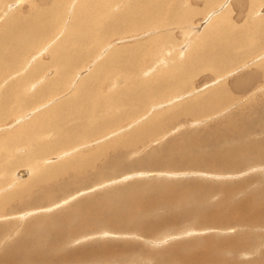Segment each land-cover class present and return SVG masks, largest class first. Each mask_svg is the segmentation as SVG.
Wrapping results in <instances>:
<instances>
[{
    "label": "rangeland",
    "instance_id": "1",
    "mask_svg": "<svg viewBox=\"0 0 264 264\" xmlns=\"http://www.w3.org/2000/svg\"><path fill=\"white\" fill-rule=\"evenodd\" d=\"M60 1L62 2L58 1V3L57 0H53L55 3L52 0H0V48L4 52H2L4 55L0 53V148H5L7 145V149H1L2 154L0 152V167L5 168L7 172L6 176H3V170L0 168V182L7 183L6 185L0 183V230H2L0 231V257L5 256L3 252L18 254L17 263L20 261L18 264L22 262L27 264L30 256L25 252L38 245L39 247L33 248H40L41 264H48L46 258L51 253V256H54L57 250L60 251V254L74 252L76 259H74V263L69 262L68 264H135L132 260L138 263V258L146 264H188V262L184 263V258L190 255L188 260H204L205 257L199 254L200 250L210 248V246L198 247L200 242L193 244V241L210 236L213 243L217 245H233L234 239L239 237V234H236L238 228H231L224 221L222 225L211 223L203 226L205 220L201 215L195 213L184 215L183 210H191L193 206L197 209L199 207L205 210L211 209L208 214L214 213L213 216L218 219L217 215L225 214L229 209L247 203L249 207H253L252 212L256 217H258L256 214L259 213L260 220L251 224L250 220L254 216L251 219L248 218L246 206H242L240 214L242 218H247L245 221L249 223L248 229H253L255 234H261L262 232L258 229L264 230V210H262L264 209V197H262L264 192V145L262 144L264 129L249 126L244 135H242L243 133L238 134L245 136L247 143L256 145L258 151L260 150L257 155L256 152L253 154L251 150L248 151L244 147L243 149L237 143V136L229 135L230 131L226 125L231 123V127L239 126L241 128L242 121L251 116L255 125H260L259 123L262 122L254 117L258 115L262 117L261 112L264 105V48L260 49L262 45L264 46V27H262L264 26V0H256L254 4L252 0H172L169 3L168 0H161L163 7L160 10H157L155 4L151 6L148 3L150 0H144L145 4H149L147 6L148 13L151 12L150 15L147 14L146 18L143 17L141 7L138 8L143 5L142 0ZM135 2H139L141 5L135 6ZM167 4V9L163 10ZM81 9L86 14L90 12L88 19L84 12L80 11ZM135 9L139 10L137 14L133 13ZM107 13L108 16L105 18ZM219 15L226 16L224 18L226 21L230 16L233 28L238 25L241 30L237 40L231 39L230 44L222 46L224 50L229 51V55L239 56L234 59L239 63L231 68L226 67L221 75L214 76L208 71L209 68H203L200 65L207 59L208 54L205 56L203 52L197 54L196 42L204 37L212 21L220 18ZM83 16L84 18H82ZM261 16L262 19H260ZM118 17L125 31L121 26H117L116 29L111 26L112 23L118 24L115 22ZM257 19H260V29L251 34L253 41L250 44L246 43V39L250 40L247 29H250ZM23 21L25 22L23 23ZM128 24H131V30L126 32ZM134 25H139V27H134ZM113 30L119 31L110 32ZM74 31L75 34H73ZM1 32L6 33L2 34ZM121 32L124 33L120 35ZM110 36L111 38H109ZM141 46L145 48L141 49ZM247 47L248 49H246ZM7 55L9 56L7 57ZM115 55L116 57H114ZM51 57H54L56 62L51 61ZM61 58L62 60H60ZM173 59L175 60L173 61ZM188 61H193L196 64L192 65L193 72L190 74L191 77H189L186 86L177 85L183 90L187 88L184 92H169L171 95L166 94L169 97L160 99L164 93L172 90H167L169 85L165 84L164 93L161 96H155L159 100L145 102L147 104L141 103L143 108L136 105L141 100H133L136 102L135 104L132 99L129 102L125 101L127 93L124 92V89H135L143 93L141 88L139 90V87L131 86V81L134 79L135 85L137 83L148 85L147 89L149 90L146 92L154 93L155 86L159 85V79L179 78L181 80L182 76L174 77V74L182 72ZM35 62L37 67L34 66ZM102 62H105L104 65ZM60 63L69 64L70 66L66 67L68 70L60 69L57 66ZM123 63L124 65H118ZM184 63L185 65L182 66ZM156 64L159 66L157 67ZM179 66L181 68L175 69ZM197 68L200 69V72L194 74ZM70 69H74V74L69 80L62 77L61 72ZM247 76H249L248 81ZM251 77L253 81L250 82ZM83 81L85 82L83 83ZM223 88L230 89L232 98L229 103L221 105L222 110L202 118L193 119L186 116L175 121L171 120L170 114H173L177 108L181 107L182 109L195 102L210 100L208 95L210 96ZM160 89L156 92H160ZM173 94L177 95L172 96ZM16 97L26 100L29 108L19 104L13 108L12 112V104ZM126 113L131 115V120L128 119V114L125 115ZM246 113L252 115L238 117L243 114L245 116ZM40 115L41 119L38 118ZM162 120H165L166 123ZM117 124L119 125L114 126ZM146 129L151 130L147 131ZM253 129L256 131L254 132ZM155 130H158L159 134ZM262 130L263 132L260 134ZM152 134L155 135L152 136ZM209 134L214 136L210 137ZM249 134L250 136H248ZM76 135L78 136L76 137ZM260 135L263 137L261 138ZM134 137L139 144L137 146L135 143L130 144L132 152V149L125 146ZM215 137L224 138V142L213 143L212 138ZM59 139L60 141L64 140V143L57 144ZM235 139L236 141L233 142ZM26 140L27 142H25ZM201 141L204 144L199 145L197 149L198 151L202 149L200 151L202 155L196 151V153H189L188 157L187 154L180 157L178 154L169 152L174 146L188 142L197 144ZM253 142L259 145L257 146ZM259 142L263 148L259 147ZM106 147H108V152H106ZM236 147L241 152L238 153L239 150ZM226 148L231 152L233 164L230 163V167L220 168V163L215 160L208 163L203 162L209 161L205 157L212 156L216 150L221 152ZM74 149L79 151L74 152ZM207 149L208 151H206ZM214 149L215 151H213ZM77 155L84 156L75 159L74 157ZM177 156L183 158V161L177 162L176 160L179 159ZM224 156L230 155L225 154ZM69 161L74 162L75 165L73 166ZM77 161L80 162L77 163ZM162 162L170 168H164ZM69 163L72 166L68 165ZM76 167L82 169L77 170ZM45 174L47 175L45 176ZM45 180H50L52 183L41 184L37 186L38 188L34 187L35 184ZM194 183L198 186L200 196L193 195L186 189L187 185ZM212 186L216 188H212ZM235 186L239 188L235 189ZM230 189L234 190L232 194L227 195ZM122 191L124 192L122 193ZM182 193H185L184 197H180ZM9 194L11 195L9 196ZM121 199L124 202V208L123 202L120 203ZM137 199L142 201L138 202ZM90 202L94 204L88 205ZM89 208H99L98 210H104V212L96 215ZM122 208L125 210L127 208L128 211L126 210V212ZM108 211L110 214L106 213ZM131 212L136 213L132 216ZM105 215L109 217L112 215L110 217L112 219ZM129 216L131 217L129 218ZM167 217H169L167 222H161ZM151 224L153 227L147 229ZM76 225L81 231L77 229ZM156 225L163 229L155 232ZM202 227L206 229H202ZM70 230L73 232L71 233ZM82 231L83 233H80ZM42 238L46 239V246L42 244ZM242 242L244 247L249 248H241L236 252L235 257L227 254L224 250L222 258L218 259L217 249L211 247L206 251L214 253V256L203 264H256L255 261L259 264L264 263L262 241L257 245L261 247L257 254L254 253L255 248L249 234H244ZM50 244L51 247L54 246L53 249L48 246ZM8 247H10L9 250H7ZM221 247L225 248L223 245ZM90 250H95V254L92 255ZM104 251H110V254L105 255ZM82 252L83 256L81 257L79 255ZM195 252L198 254L196 255ZM131 257H133L132 260H130ZM0 263L7 264L3 262L2 258H0Z\"/></svg>",
    "mask_w": 264,
    "mask_h": 264
},
{
    "label": "bare ground",
    "instance_id": "2",
    "mask_svg": "<svg viewBox=\"0 0 264 264\" xmlns=\"http://www.w3.org/2000/svg\"><path fill=\"white\" fill-rule=\"evenodd\" d=\"M50 1V0H49ZM56 1V0H55ZM62 2V1H60V0H57V2ZM143 2V5H141V3H139V2H135V6H137V5H141V6H138V8H140L141 7V11H142V13H143V17L144 18H146L147 17V14L148 15H150L149 13H151V12H149L148 13V9H147V6L150 4L151 6H153L154 4H155V7L157 8V10H160V9H162V7H163V5H162V3H161V0H150L148 3L149 4H145V2H144V0H142ZM172 0H168L167 2L169 3V2H171ZM255 1L256 0H252V3L254 4L255 3ZM262 1V0H261ZM2 2V1H1ZM52 2H53V0H52ZM58 2V3H59ZM88 2V1H87ZM86 2V3H87ZM104 2V1H103ZM166 2V3H167ZM218 2V1H217ZM226 2V1H225ZM224 2V3H225ZM49 4L51 3V2H48ZM53 3H55V2H53ZM52 3V4H53ZM93 3H94V1H93ZM221 3V2H220ZM17 4H18V1H17ZM57 4V3H56ZM88 4H90L89 2H88ZM102 4V3H101ZM212 4V3H211ZM230 4V3H229ZM251 4V3H250ZM8 5H10V4H8ZM131 5V4H130ZM226 5H228V4H226ZM2 6H4L3 4H2ZM6 6V5H5ZM49 6V5H48ZM86 6H87V4H86ZM222 6V5H221ZM251 6H253V5H251ZM250 6V7H251ZM9 7V6H8ZM44 8H45V6H43ZM88 7V6H87ZM124 7V6H123ZM167 7H168V4H167V6H165L164 7V9L163 10H165V9H167ZM217 7V6H216ZM90 8H91V6H90ZM132 8V7H131ZM130 8V10H132ZM215 8V7H214ZM213 8V9H214ZM228 8V7H227ZM251 8H253V7H251ZM6 9H8V8H6ZM39 9V8H38ZM37 9V10H38ZM41 9H42V7H41ZM48 9H49V7H48ZM52 9V8H51ZM54 9V8H53ZM93 9V8H92ZM134 9V8H133ZM188 9V8H187ZM229 9H231V8H229ZM233 9V8H232ZM54 10H56V9H54ZM104 10V9H103ZM118 10V9H117ZM243 10V9H242ZM253 10V9H252ZM78 11V10H77ZM81 12L83 11L82 9L80 10ZM79 11V12H80ZM168 11H170V10H168ZM229 11V10H228ZM6 12V11H5ZM10 12V11H9ZM35 12V11H34ZM84 12V11H83ZM103 12V11H102ZM139 12V10H133V13H135V14H137ZM190 12V11H189ZM188 12V13H189ZM76 13H78V12H76ZM90 13V12H89ZM88 13V14H89ZM92 13V12H91ZM97 13H99L98 11H97ZM232 13V12H231ZM230 13V14H231ZM8 14V13H7ZM84 14L86 15V19H88V14H86L85 12H84ZM93 14V13H92ZM96 14V13H95ZM100 14V13H99ZM121 14V13H120ZM152 14H153V11H152ZM165 14V13H164ZM229 14V15H230ZM245 14V13H244ZM45 15V14H44ZM232 15V14H231ZM242 15V14H241ZM89 16H90V14H89ZM93 16V15H92ZM91 16V17H92ZM108 16V13L106 14V16H105V18ZM122 16V15H121ZM136 16V15H135ZM134 16V17H135ZM193 16V15H192ZM220 16V15H219ZM34 17V16H33ZM116 17V16H115ZM123 17V16H122ZM226 16H220V18H217L216 20H214V21H212V23L210 24V27L207 29V32H206V34L204 35V37H202V38H200L199 39V41H197L196 42V51H197V54L198 53H202L203 52V54H204V56L205 55H207V59L206 60H204L203 61V63L201 64L200 63V65H202L203 66V68H209L208 69V71H210V73L212 74V75H214V76H218V75H221V73L222 72H224V70H225V68L226 67H233V66H235V65H237L239 62L237 61V60H234V59H236V58H239V56H236V55H229V51L228 50H224L223 48H222V46H226V45H228V44H230V42L232 41L231 39H233V40H235L237 37H238V35L241 33V30H240V28L238 27V25H237V27H235V28H233V25H232V22H231V18H230V16L228 17V20L226 21V19H224ZM238 17V16H237ZM243 17V16H242ZM82 18H84V16L82 17ZM100 18V17H99ZM182 18H183V16H182ZM22 19V18H21ZM96 19V18H95ZM112 19V18H111ZM185 19V18H184ZM183 19V20H184ZM239 19V18H238ZM243 19H245L244 17H243ZM260 19H262V16L260 17ZM260 19H257V22H253V24L250 26V29H247V32H248V35H249V39L250 40H245L246 41V43H251V41H253V37L251 36V34L253 33V32H255V31H257L258 29H260L259 28V20ZM17 20V19H16ZM16 20H15V22H16ZM37 20V19H36ZM80 20V19H79ZM101 20V19H100ZM190 20V19H189ZM240 20V19H239ZM14 21V20H13ZM31 21H33V20H31ZM81 21V20H80ZM84 21V20H83ZM114 21V20H113ZM11 22V21H10ZM25 21H23V23H24ZM34 22V21H33ZM32 22V23H33ZM44 22H45V20H44ZM95 22H96V20H95ZM115 22H118V24H116V25H114L112 22H109L110 24H111V26H114L115 27V29H116V27L117 26H121V25H123L122 23H120L119 22V17H118V20L116 19L115 20ZM134 22H135V20H134ZM40 23V22H39ZM42 23V22H41ZM83 23V22H82ZM31 24V23H30ZM80 24V23H79ZM95 24V23H94ZM107 24V23H106ZM140 24V23H139ZM152 24V23H151ZM250 24V23H249ZM10 25V24H9ZM33 25H35V24H33ZM38 25H40V24H38ZM98 25V24H97ZM100 25V24H99ZM23 26V25H22ZM29 26V25H28ZM36 27H37V25H35ZM73 26V25H72ZM94 26V25H93ZM130 26H131V24H128V28H126V32L128 31H130L131 29H130ZM177 26V25H176ZM9 27V26H8ZM11 27V26H10ZM27 27V26H26ZM39 27V26H38ZM81 27H84V26H81ZM80 27V28H81ZM86 27V26H85ZM98 27V26H97ZM122 27V26H121ZM134 27H139V25H134ZM185 27V26H184ZM262 27H264V26H262ZM12 28V27H11ZM31 28V27H30ZM33 28H34V26H33ZM40 28V27H39ZM74 28V27H73ZM111 28V27H110ZM123 28V27H122ZM26 29H28V27L26 28ZM32 29V28H31ZM118 29V28H117ZM124 29V28H123ZM122 29V30H123ZM135 29V28H134ZM134 29H132V30H134ZM34 30V29H33ZM37 30H38V28H37ZM66 30V29H65ZM68 30V29H67ZM76 30V29H75ZM92 30V29H91ZM91 30H89V31H91ZM111 30H112V28H111ZM149 30V29H148ZM182 30H183V28H182ZM39 31V30H38ZM63 31V30H62ZM117 31H119V30H113V31H110V32H117ZM124 31H125V29H124ZM136 31V30H135ZM31 32V31H30ZM44 32V31H43ZM64 32V31H63ZM185 32V31H184ZM2 34H5L6 32H1ZM51 33V32H50ZM76 32L74 31V33L73 34H75ZM80 33H82V32H80ZM79 33V34H80ZM84 33V32H83ZM90 33V35H91V32H89ZM93 33V32H92ZM122 33H124V32H121V34L120 35H122ZM228 33H233V34H228ZM48 34V33H47ZM68 34V33H67ZM71 34V33H70ZM69 34V35H70ZM106 34V33H105ZM31 35V34H30ZM61 35V34H60ZM113 35V34H112ZM234 35V36H233ZM47 36V35H46ZM106 36V35H105ZM117 36H119V35H117ZM247 36V35H246ZM70 37V36H69ZM72 37V36H71ZM80 37V36H79ZM95 37H96V35H95ZM94 37V38H95ZM114 37V36H113ZM44 38V37H43ZM85 38V37H84ZM107 38V37H106ZM109 38H111V36L109 37ZM158 38V37H157ZM72 39V38H71ZM76 39V38H75ZM115 39V38H114ZM155 39V38H154ZM80 40H82L81 38H80ZM237 40V39H236ZM27 41V40H26ZM25 41V42H26ZM44 41V40H43ZM64 41V40H63ZM73 41V40H72ZM101 41V40H100ZM117 41V40H116ZM119 41V40H118ZM148 41H151V40H148ZM189 41V40H188ZM190 42H191V40H190ZM239 42V41H238ZM66 43V42H65ZM70 43V42H69ZM103 43V42H102ZM221 43H225L224 45H220ZM241 43H242V41H241ZM64 44V43H63ZM73 44V43H72ZM142 44V43H141ZM190 44V43H189ZM239 44V43H238ZM244 44V43H243ZM242 44V45H243ZM71 45V44H70ZM81 45H82V43H81ZM167 45V44H166ZM190 45H192V44H190ZM260 45H262L261 43H260ZM37 46V45H36ZM44 46V45H43ZM195 46V45H194ZM229 46H231V45H229ZM243 46H245V44L243 45ZM66 47V46H65ZM64 47V48H65ZM99 47H100V45H99ZM187 47V46H186ZM234 47V46H233ZM237 47V46H236ZM235 47V48H236ZM239 47H241V46H239ZM54 48V47H53ZM71 48V47H70ZM69 48V49H70ZM81 48V47H80ZM145 48V47H144ZM144 48H142V46H141V49H144ZM222 48V49H221ZM226 48V47H225ZM242 48V47H241ZM262 48H264V46L262 45L261 47H260V49H262ZM77 49H78V46H77ZM179 49V48H178ZM194 49V48H193ZM246 49H248V47L246 48ZM57 50V49H56ZM79 50V49H78ZM88 50V49H87ZM129 50V49H128ZM134 50H137V49H134ZM159 50V49H158ZM231 50V49H230ZM240 50H242V49H240ZM244 50V49H243ZM0 51H1V48H0ZM70 51V50H69ZM114 51V50H113ZM138 51V50H137ZM152 51V50H151ZM157 51V50H156ZM160 51V50H159ZM185 51V50H184ZM247 51V50H246ZM246 51H245V53H246ZM3 51H1L0 53H1V55H4L3 53H2ZM116 52V51H115ZM129 52V51H128ZM235 52H236V50H235ZM56 53H57V51H56ZM62 53V52H61ZM60 53V54H61ZM88 53V52H87ZM94 53V52H93ZM110 53H113V52H110ZM156 53V52H155ZM172 53V52H171ZM192 53V52H191ZM196 53V52H195ZM95 54V53H94ZM116 54V53H115ZM189 54V53H188ZM193 54V53H192ZM234 54V53H233ZM240 54V53H239ZM252 54H254V53H252ZM10 55V54H9ZM9 55H7V57L9 56ZM16 55V54H15ZM57 55V54H56ZM73 55H76V54H73ZM154 55H156V54H154ZM172 55V54H171ZM246 55V54H245ZM12 56H14V55H12ZM17 56V55H16ZM19 56H21V55H19ZM84 56V55H83ZM142 56V55H141ZM149 56V55H148ZM188 56V55H187ZM190 56V55H189ZM200 56V55H199ZM243 56V55H242ZM251 56V55H250ZM15 57V56H14ZM49 57H50V55H49ZM57 57H58V55H57ZM65 57V56H64ZM69 57V56H68ZM79 57V56H78ZM114 57H116V55L114 56ZM113 57V58H114ZM134 57V56H133ZM146 57V56H145ZM152 57H154V56H152ZM172 57V56H171ZM196 57H198V56H196ZM249 57V56H248ZM12 58V57H11ZM16 59H18L17 57H15ZM14 58V59H15ZM59 58V57H58ZM57 58V59H58ZM73 58H74V56H73ZM135 58V57H134ZM156 58V57H155ZM174 58V57H173ZM4 59H5V57H4ZM51 59V61H53V62H56V59L54 58V57H51L50 58ZM85 59V58H84ZM250 59V58H249ZM10 60V59H9ZM60 60H62V58L60 59ZM77 60V59H76ZM108 60V59H107ZM117 60V59H116ZM154 60V59H153ZM170 60H172V59H170ZM175 59H173V61H174ZM15 61V60H14ZM20 61H21V58H20ZM66 61H68L67 60V58H66ZM79 61V60H78ZM86 61V60H85ZM114 61V60H113ZM167 61V60H166ZM165 61V62H166ZM37 62V61H36ZM36 62H35V64H34V66L36 65V67H37V64H36ZM70 62V61H69ZM80 62V61H79ZM97 62V61H96ZM108 62V61H107ZM141 63H142V61H140ZM169 62V61H168ZM49 63V62H48ZM68 63V62H67ZM72 63V62H71ZM73 63H74V61H73ZM72 63V64H73ZM103 63V62H102ZM105 63V62H104ZM104 63H103V65H104ZM117 63V62H116ZM141 63H140V65H141ZM158 63V62H157ZM159 63H160V60H159ZM171 63V62H170ZM186 63H188L187 65H186V67L184 68V70L182 71V72H179V73H177V74H174V77H179V76H182L181 77V80H179V78H175V79H171V78H168L167 80H161V79H159V85H156L155 86V88H154V93H152V92H146V91H148L149 89H147V87H148V85H139L138 83L135 85L134 83L136 82L135 81V79L133 80V81H131V86H133V87H139V90H140V88H141V90H143V93L142 92H138L137 90H133V89H124V92L125 93H127V96H126V98H125V101L126 102H129V101H131V99H132V101L133 100H138V101H140L141 100V102H135V101H133V103L135 104L136 103V105L137 106H139V107H142L141 106V103H143V104H147V103H145V102H151V100H159V98L157 97V98H155V96L157 95V96H161V94H163L164 93V88L166 87V85L165 84H168L169 86L166 88L167 90L169 89H172L171 91H168V92H166V93H164V95H162L163 97L162 98H160V99H163V98H165V97H169L168 95H166V94H168L169 92H178V93H182V92H184L185 90H187V88L185 89V90H183V89H181L180 87L178 88L177 87V85H181V86H186V83H187V81H188V79H189V77H191V73L193 72V69H192V65L193 64H196L195 62H193V61H188V62H186ZM19 64V63H18ZM23 64V63H22ZM79 64V63H78ZM110 64V63H109ZM162 64H164V63H162ZM175 64V63H174ZM25 65V64H24ZM111 65V64H110ZM118 65H124V63L123 64H118ZM185 65V63L182 65V66H184ZM21 66H23V65H21ZM28 66V65H27ZM31 66V65H30ZM57 66H59L60 67V69H64V70H68V69H66V67H68V66H70L69 64H65V63H60L59 65H57ZM80 66V65H79ZM156 66H157V64H156ZM158 66H159V64H158ZM157 66V67H158ZM161 66V65H160ZM178 66V65H177ZM33 67V66H32ZM113 69H114V67H112ZM112 68H110V69H112ZM178 68H181V66H179V67H177V68H175V69H178ZM34 69V68H33ZM55 69V73H56V67L54 68ZM95 69V68H94ZM97 69H98V66H97ZM152 69V68H151ZM32 70V69H31ZM63 70V71H64ZM89 70V69H88ZM155 70V69H154ZM153 70V71H154ZM95 71V70H94ZM99 71V70H98ZM156 71V70H155ZM154 71V72H155ZM158 71H160L159 69H158ZM161 71H163V70H161ZM180 71V70H179ZM97 72V71H96ZM151 72V71H150ZM198 72H200V69L199 68H197V71L194 73V74H196V73H198ZM132 73H133V71H132ZM166 74H167V72H165ZM164 73V74H165ZM74 74V69H70L69 71H65V72H61V75H62V77H64V78H67L68 80H69V78L72 76ZM96 74H99V73H96ZM138 74V73H137ZM140 74V73H139ZM144 74V73H143ZM193 74V75H194ZM93 75V74H92ZM168 75H169V73H168ZM211 75V76H212ZM249 75V74H248ZM250 75H252V74H250ZM249 75V76H250ZM99 76V75H98ZM249 76H247L246 77V79H247V81H248V77ZM58 77V76H57ZM156 77V76H155ZM154 77V78H155ZM160 77V76H159ZM158 77V78H159ZM163 77V76H162ZM168 77V76H167ZM171 77V76H170ZM95 78V77H94ZM100 78V77H99ZM142 78V77H141ZM164 78V77H163ZM214 78V77H213ZM226 78V77H225ZM62 79V78H61ZM61 79H59L60 81H61ZM140 79V78H139ZM147 79V78H146ZM153 79V78H152ZM255 79V78H254ZM89 80V79H88ZM217 80V79H216ZM224 80V79H223ZM241 80V79H240ZM240 80H237V82L239 81L240 82ZM70 81H71V79H70ZM82 81V80H81ZM219 81V80H218ZM243 81V80H242ZM251 81H253V79H252V77H251V79H250V82ZM62 82H63V80H62ZM85 81H83V83H84ZM104 82V81H103ZM149 82V81H148ZM243 82H245V81H243ZM51 83H52V81H51ZM61 83V82H60ZM219 83V82H218ZM247 83V82H246ZM109 84V83H108ZM121 84V83H120ZM152 84V83H151ZM154 84V83H153ZM237 84V83H236ZM240 84V83H239ZM248 84H249V82H248ZM49 85H51V84H49ZM115 85V84H114ZM138 85V86H137ZM174 85L176 86L175 88H174ZM219 85V84H218ZM243 85V84H242ZM84 86V85H83ZM82 86V87H83ZM225 87H227V86H225ZM108 88V87H107ZM161 88V89H160ZM205 88V87H204ZM209 88V87H208ZM229 88V87H228ZM237 88H239V87H237ZM138 89V88H137ZM160 89V92H156V91H158ZM165 89V90H166ZM203 89V88H202ZM243 90V89H242ZM254 90V89H253ZM78 91V90H77ZM204 91V90H203ZM230 91V89H227V88H223V89H221V90H219V91H215L213 94H211L210 96L208 95V98H210V100H206V101H203V102H195V103H193V104H191V105H187V106H185V107H183L182 109H181V107L180 108H177V110L173 113V114H170V116H171V120H173V121H175V120H177L178 118H180V117H190V118H193V119H195V118H202L203 116H206V115H210V114H212V113H215V112H217L218 110H220L222 107H221V105H225V104H227V103H229L230 102V99L232 98V95H231V93L229 92ZM232 91V90H231ZM247 91V90H246ZM5 94V93H4ZM7 94H8V91H7ZM170 95H171V93H169ZM207 94V93H206ZM177 94H173L172 96H176ZM102 96H103V94H102ZM101 97V96H100ZM105 97H107V96H105ZM256 97V96H255ZM96 98V97H95ZM105 99H107V98H105ZM167 100V99H166ZM235 100V99H234ZM252 100V99H251ZM66 102L68 101V100H65ZM65 101H63V102H65ZM99 101H100V99H99ZM163 101V100H162ZM168 101H169V99H168ZM258 101V100H257ZM264 101V100H263ZM104 102V101H103ZM159 102H161V101H159ZM159 102L157 103V104H159ZM98 103V102H97ZM169 103V102H168ZM21 105L22 107H25V108H29V106L27 105V102H26V100H24V99H20V98H15V100L13 101V104H12V108H11V110H12V112H13V108H16L18 105ZM103 104V103H102ZM101 104V105H102ZM104 104H105V102H104ZM162 104H164V103H162ZM252 104H254V103H252ZM264 104V103H263ZM99 106H100V104H99ZM148 106H150V105H148ZM254 107V106H253ZM131 108V107H130ZM143 108V107H142ZM224 108V107H223ZM175 109V108H174ZM109 110V109H108ZM222 110V109H221ZM102 111V110H101ZM105 111V110H104ZM135 111V110H134ZM133 111V112H134ZM174 111V110H173ZM132 112V113H133ZM221 112V111H220ZM222 113V112H221ZM245 113V112H244ZM264 105H263V107H262V112H261V114H262V117L261 116H256V117H254L255 119L257 118V119H259V120H261L262 122H260L259 124L260 125H255L254 124V122H253V117L251 116L252 114L250 113H246L247 115H245V116H243V115H241V116H238V117H247V116H251V117H248V118H246V119H244L243 121H242V123L240 124V127L241 128H239V126H237V127H231L230 126V124H227L226 125V127L228 128V130L230 131H228L230 134V136L231 137H233V136H237V143L240 145V146H242V148L244 147L246 150H251L252 152H253V154H254V152H256L255 154H259V151H258V149L256 148V145H252L251 143H247L246 142V137L244 136H240V135H238V134H240V133H243L242 135H244L245 133L244 132H247V129L249 128V126H255V127H258V128H263L264 129ZM95 114H96V112H95ZM127 114L128 113H126L125 115L127 116ZM134 114H135V112H134ZM249 114V115H248ZM152 115V114H151ZM213 115V114H212ZM239 115V114H238ZM38 116V115H37ZM47 116V115H46ZM49 116V115H48ZM125 116V117H126ZM169 116V115H168ZM167 116V117H168ZM130 117H131V115L130 114H128V119H130ZM147 117V116H146ZM212 117V116H211ZM39 119H41V115L38 117ZM227 118V117H226ZM226 118H224V119H226ZM230 118H232V117H230ZM127 119V117L125 118V120ZM236 119V118H235ZM238 119V118H237ZM88 120V119H87ZM131 120V119H130ZM130 120H128V122H130ZM170 120V121H171ZM211 120V119H210ZM240 120V119H239ZM19 121V120H18ZM23 121V120H22ZM21 121V122H22ZM124 121V120H123ZM122 121V122H123ZM162 121H165V120H162ZM161 121V122H162ZM255 121V120H254ZM258 121V120H257ZM56 122V121H55ZM84 122V121H83ZM85 122H86V120H85ZM100 122V121H99ZM172 122V121H171ZM225 122V121H224ZM235 122H237V121H235ZM105 123V122H104ZM165 123H166V121H165ZM168 123V122H167ZM21 124H23V123H21ZM162 124V123H161ZM219 124V123H218ZM224 124V123H223ZM238 124V123H237ZM236 124V125H237ZM82 125V124H81ZM80 125V126H81ZM107 125V124H106ZM119 124H117V125H114V126H118ZM16 126V125H15ZM113 126V125H112ZM29 127V126H28ZM44 127V126H43ZM58 127V126H57ZM65 127V126H64ZM157 127V126H156ZM255 127H252V128H255ZM38 128V127H37ZM68 128V127H67ZM131 128V127H130ZM168 128V127H167ZM223 128V127H222ZM221 128V129H222ZM251 128V129H252ZM257 128V129H258ZM52 129V128H51ZM75 129V128H74ZM73 129V130H74ZM165 129H166V127H165ZM46 130V129H45ZM49 130V129H48ZM147 131L148 130H151V129H146ZM223 130H224V128H223ZM250 130V129H249ZM37 131V130H36ZM51 132H52V130H50ZM49 131V132H50ZM156 131V130H155ZM160 131V130H159ZM218 131H220V130H218ZM253 131H254V129H253ZM256 131V130H255ZM254 131V132H255ZM259 131V130H258ZM20 132V131H19ZM35 132V131H34ZM38 132V131H37ZM39 132H40V129H39ZM43 132V131H42ZM59 132V131H58ZM64 132V131H63ZM157 132V134H159L158 133V130L156 131ZM214 132V131H213ZM261 132V133H260ZM259 133L260 134H262V132H263V130L262 131H260ZM12 133V132H11ZM65 133V132H64ZM106 133V132H105ZM120 133V132H119ZM35 134H37V133H35ZM52 134V133H51ZM93 134V133H92ZM207 134V133H206ZM217 134V133H216ZM224 134V133H223ZM248 134V133H247ZM246 134V135H247ZM12 135V134H11ZM38 135V134H37ZM94 135V134H93ZM155 135V134H154ZM153 134H152V136H154ZM210 135V134H209ZM263 135H264V132H263ZM13 136V135H12ZM50 136V135H49ZM52 136V135H51ZM60 136V135H59ZM58 136V137H59ZM78 135H76V137H77ZM133 136H134V134H133ZM211 136H214V135H210V137ZM217 136V135H216ZM219 136V135H218ZM248 136H250V134L248 135ZM247 136V138L248 139H250L249 137ZM261 136V138L263 137L262 135H260ZM3 137V136H2ZM10 137V136H9ZM23 137V136H22ZM39 137L41 138V135H39ZM75 137V138H76ZM136 137V136H135ZM133 138V140L131 141L130 140V142L129 143H127L126 144V146L125 147H127V148H130V149H132L131 148V146H130V144H134L135 143V146H137L139 143H138V140L136 139V138ZM182 137V136H181ZM28 138V137H27ZM34 138V137H33ZM143 138H144V136H143ZM236 138V137H235ZM260 138V139H261ZM264 138V137H263ZM10 139V138H9ZM14 139H15V137H14ZM23 139V138H22ZM42 139V138H41ZM183 139V138H182ZM209 139V138H208ZM213 140H214V142L213 143H222V142H224V138H217V137H215V138H212ZM7 140V139H6ZM29 140V139H28ZM69 140V139H68ZM262 140V139H261ZM264 140V139H263ZM10 141V140H9ZM22 141V140H21ZM53 141V140H52ZM58 141V140H57ZM71 141V140H70ZM70 141H69V143H70ZM186 141V140H185ZM209 141V140H208ZM207 141V142H208ZM234 141H236V139L235 140H233V142ZM258 141H260V140H258ZM12 142V141H11ZM25 142H27V140L25 141ZM67 142V141H66ZM77 142V141H76ZM126 142V141H125ZM173 142V141H172ZM172 142H170L171 144H172ZM257 142V141H256ZM256 142H253V143H256ZM264 142V141H263ZM262 142V144L264 145V143ZM64 143V140L63 141H60V139H59V142L57 143V144H63ZM177 143V142H176ZM212 143V144H213ZM260 143V146L259 147H262L263 148V145L261 146V142H259ZM5 144H6V142H5ZM14 144V143H13ZM22 144V143H21ZM204 144V142H200V143H197V144H191V142H188V143H186V144H182V145H178V146H174V147H172L171 148V150L169 151L171 154H178L180 157L181 156H183V155H186L187 154V157H188V154L189 153H193V152H195L196 153V151L197 152H199V155H202V154H200V151L202 150H199L198 151V149H197V147L199 146V145H203ZM237 144V145H238ZM257 144V143H256ZM36 145V144H35ZM71 145V144H70ZM170 145V144H169ZM173 145V144H172ZM227 145V144H226ZM233 145V144H232ZM236 145V146H237ZM259 144H257V146H258ZM12 146V145H11ZM134 146V147H135ZM44 147V146H43ZM169 147H171V146H169ZM168 147V148H169ZM205 147H206V145H205ZM218 147V146H217ZM258 147V148H259ZM4 148V147H3ZM3 148H0V152H1V149H3ZM45 148V147H44ZM61 148V147H60ZM107 148V151L106 152H108V147H106ZM233 148V147H232ZM231 148V149H232ZM237 148V147H236ZM241 148V149H242ZM243 148V149H244ZM4 149H7V145L5 146V148ZM3 149V150H4ZM17 149V148H16ZM104 149V148H103ZM170 149V148H169ZM234 149V148H233ZM238 149V148H237ZM8 150H10L11 151V149H8ZM105 150V149H104ZM235 150V149H234ZM234 150H232L233 152H234ZM239 150V149H238ZM36 151V150H35ZM77 151H79L78 149H74V152H77ZM117 151V150H116ZM122 151V150H121ZM204 151V150H203ZM206 151H208V149L206 150ZM213 151H215V149L213 150ZM264 151V150H263ZM263 151H261V153L263 152ZM34 152V151H33ZM39 152V151H38ZM126 152V151H125ZM130 152V151H129ZM132 152H133V149H132ZM165 152H166V150H165ZM222 152V153H221ZM215 151V154H212V156H210V157H205L207 160H209V161H203V162H206V163H208V162H210L211 160H215V161H217L218 163H220V168H224L225 166H229V164L231 163V164H233L232 163V160H231V152L228 150V148H226L225 150H222V151ZM238 153L239 152H241L240 150L239 151H237ZM258 152V153H257ZM4 153V152H3ZM15 153V152H14ZM61 153V152H60ZM104 153V152H103ZM1 154H2V152H1ZM43 154V153H42ZM99 154V153H98ZM209 154V153H208ZM225 154H228V155H230V156H224ZM263 154V153H262ZM262 154H260V155H262ZM15 155V154H14ZM58 155V154H57ZM69 155H71V154H69ZM167 155V154H166ZM196 155V154H195ZM211 155V154H210ZM2 156V155H1ZM40 156V155H39ZM81 156H84V155H80V156H75L74 158L75 159H79V157H81ZM87 156V155H86ZM85 156V157H86ZM176 156V155H175ZM179 156H177V157H179ZM193 156V155H192ZM243 156V155H242ZM241 156V157H242ZM255 156V155H254ZM42 157V156H41ZM47 157H49V156H47ZM162 157V156H161ZM179 157V159H177L176 161L177 162H182L183 161V158H180ZM195 157H198V156H195ZM246 157V156H245ZM259 157V156H258ZM121 158V160H122V157H120ZM153 158V157H152ZM193 158V157H192ZM192 158H191V160H192ZM176 159V158H175ZM175 159H174V161H175ZM243 159V158H242ZM245 159V158H244ZM250 159V158H249ZM248 159V160H249ZM252 159V158H251ZM21 160H22V158H21ZM115 160V159H114ZM120 160V161H121ZM190 159H189V161H191ZM0 161H1V159H0ZM13 161V160H12ZM109 161V160H108ZM168 161H169V159H168ZM173 161V160H172ZM239 161V160H238ZM244 161V160H243ZM247 161V160H246ZM245 161V162H246ZM6 162V161H5ZM11 162V161H10ZM9 162V163H10ZM70 162V161H69ZM80 161H77V163H79ZM88 162H89V159H88ZM105 162V161H104ZM115 162H116V160H115ZM122 162V161H121ZM161 162V161H160ZM164 162V161H163ZM163 162H162V166L165 168L166 167V169H168V168H170V166H168V165H166V164H163ZM71 163V162H70ZM68 164V165H70V166H74L75 164H73V163H71V164ZM90 163V162H89ZM110 163H112V162H110ZM156 163V162H155ZM236 163V162H235ZM238 163V162H237ZM5 164V163H4ZM43 164V163H42ZM92 164V163H91ZM94 164V163H93ZM116 164H117V162H116ZM115 164V165H116ZM154 164V163H153ZM158 164H159V161H158ZM246 164H248V163H246ZM3 165V164H2ZM58 165V164H57ZM90 165V164H89ZM161 165V164H160ZM183 165H185V164H183ZM250 165V164H249ZM3 166H5V165H3ZM36 166H38V165H36ZM66 166V165H65ZM91 166H93V165H91ZM117 166V165H116ZM247 166V165H246ZM252 166V165H251ZM89 167V166H88ZM87 167V168H88ZM183 167H185V166H183ZM230 167V166H229ZM261 167V166H260ZM1 168V167H0ZM7 168V167H6ZM64 168V167H63ZM77 168V167H76ZM112 168V167H111ZM2 169V168H1ZM82 168H77V170H81ZM89 169H92V168H89ZM3 170V176H6V170H5V168H3L2 169ZM7 170H9V169H7ZM93 170V169H92ZM103 170V169H102ZM64 171H65V169H64ZM85 171H88V170H85ZM106 171H108V170H106ZM105 171V172H106ZM116 171V170H115ZM167 171H169V170H167ZM56 172V171H55ZM113 172V171H112ZM102 173V172H101ZM153 173V172H152ZM170 173V172H169ZM98 174H99V172H98ZM2 175V174H1ZM47 174H45V176H46ZM79 175V174H78ZM84 175H86V174H84ZM83 175V176H84ZM103 175V174H102ZM102 175H101V177H102ZM42 176V175H41ZM50 176V175H49ZM63 177V176H62ZM86 177V176H85ZM91 177V176H90ZM100 177V178H101ZM64 178V177H63ZM105 178H107V177H105ZM41 179V178H40ZM50 179V178H49ZM58 179H59V177H58ZM61 179V178H60ZM31 180V179H30ZM38 181V180H37ZM41 181V180H40ZM60 181V180H59ZM2 185H6L7 183H3V182H0ZM46 183H52L50 180L48 181V180H45L44 182H40V183H38V184H35V186L34 187H37V186H39V185H41V184H46ZM96 183V182H95ZM195 183H197V182H195ZM193 184V185H187V191H189L190 193H192L193 195H198V196H200V191H199V189H198V186H197V184ZM246 183V182H245ZM66 184V183H65ZM82 184V183H81ZM134 184V183H133ZM132 184V185H133ZM189 184V183H188ZM131 185V184H130ZM129 185V186H130ZM221 185V184H220ZM30 186L32 187V185L30 184ZM61 186V185H60ZM139 186V185H138ZM56 187V186H55ZM62 187V186H61ZM161 187V186H160ZM260 187V186H259ZM38 188V187H37ZM51 188H52V185H51ZM127 188V187H126ZM130 188V187H129ZM212 188H216L215 186H212ZM235 189H238L239 187L238 186H235L234 187ZM6 189V188H5ZM30 189V188H29ZM36 189V188H35ZM18 190V189H17ZM24 190V189H23ZM31 190V189H30ZM29 190V191H30ZM39 190V189H38ZM52 190V189H51ZM50 190V191H51ZM124 190V189H123ZM129 191H130V189H128ZM233 190L234 189H230L229 191H228V193H227V195H229V194H232V192H233ZM259 190V189H258ZM5 191V190H4ZM20 191V190H19ZM18 191V192H19ZM25 191V190H24ZM120 191V190H119ZM141 191V190H140ZM140 191H139V193H140ZM23 192V191H22ZM28 192V191H27ZM124 191H122V193H123ZM239 192V191H238ZM24 193V192H23ZM122 193H120V194H122ZM135 193H136V190H135ZM261 193V192H260ZM57 194V193H56ZM106 194H107V192H106ZM106 194H104V195H106ZM127 194V193H126ZM11 194H9V196H10ZM16 194H14V196H15ZM116 195H117V193H116ZM128 195V194H127ZM126 195V196H127ZM136 195H140V194H136ZM8 196V197H9ZM22 196V195H21ZM115 196V195H114ZM113 196V197H114ZM185 196V193H182V195L180 196V197H184ZM5 197V196H4ZM16 197V196H15ZM128 197V196H127ZM134 197V196H133ZM138 197H140V196H138ZM262 197H264V192H263V194H262ZM6 198V197H5ZM17 198V197H16ZM104 199H105V197H103ZM107 198H108V196H107ZM122 198V197H121ZM254 198H255V196H254ZM261 198V197H260ZM9 199V198H8ZM99 199V198H98ZM109 199V198H108ZM114 199H115V197H114ZM133 199H135V198H133ZM251 199V198H250ZM249 199V200H250ZM33 200V199H32ZM85 200V199H84ZM91 200V199H90ZM138 200V202L139 201H142L141 199H137ZM6 201L8 202V200H7V198H6ZM16 201V200H15ZM101 201V200H100ZM113 201H115V200H113ZM118 201V200H117ZM116 201V202H117ZM121 202L120 203H122L123 201H122V199L120 200ZM91 202H92V200H91ZM91 202L90 203H88V205L89 204H91ZM93 202H94V200H93ZM109 202H110V200H109ZM112 202V201H111ZM4 203H5V201H4ZM126 203V202H125ZM92 204H94V203H92ZM91 204V205H92ZM97 204V203H96ZM102 204V203H101ZM113 204V203H112ZM138 204V203H137ZM136 204V205H137ZM144 204V203H143ZM5 205V204H4ZM98 205H99V201H98ZM110 205V204H109ZM124 205V202H123V204H122V206ZM146 205V204H145ZM227 205H228V203H227ZM237 205V204H236ZM94 206H96V205H94ZM93 206V207H94ZM128 206V205H127ZM224 206H225V203H224ZM242 206H246V214H247V216H248V218H252L253 216V218L250 220V223L251 224H253V223H256V222H258L259 220H260V215H259V213H257L256 215L258 216V217H256L255 215H254V213L252 212V209H253V207H249V205L247 204V203H243V204H239V205H237L236 207H234V208H231V209H229V211L228 212H226L225 214L223 213V214H220V215H217V217H219L218 219H216V217L215 216H213L214 215V213L211 215V214H208V212L211 210V209H208V210H205L204 208H201V207H199L198 209L196 208V207H194L193 206V208L191 209V210H187V209H184L183 211V213H184V215H186V216H188L190 213H195V214H198V215H201L202 217H203V219L205 220V223L203 224V226H207V225H210L211 223L213 224V223H216V224H219V225H222V223H224V222H226V223H228L227 225H229L231 228H234V227H236V228H238L237 229V235L239 234V237L238 238H235L234 239V243H233V245H231V244H219V245H217L216 243H213V241H212V239H210V236H209V238H203V239H201V240H196V241H193V244L194 243H199V245H198V247L199 246H210V248L211 247H213V249L214 248H216L217 250H216V254L219 256V258L218 259H221L222 258V254L224 253V250H226V253L227 254H229V255H231V256H233V257H235V255H237V253L236 252H238L241 248H249V247H244L243 246V242H242V240H243V236H244V234H249V236L250 237H252V243H253V246H254V248H255V250H254V253L255 254H257L258 253V251L261 249V247H259V246H257V245H259L260 243H261V241L263 242V245H264V234H262V233H264V230L263 229H258L259 231H261L262 233L261 234H255V233H253V229H248L247 228V226H248V224L249 223H247L246 221H245V219H247V218H242V216H241V214H240V211H241V208H242ZM79 207V206H78ZM78 207H76V208H78ZM102 207V206H101ZM100 207V208H101ZM115 207V206H114ZM147 207V206H146ZM227 207V206H226ZM229 207V206H228ZM240 207V208H239ZM255 207V206H254ZM91 208H92V206H91ZM91 208H89L93 213H95L96 215L97 214H100V213H102V212H104V210H98V209H91ZM110 208H111V206H110ZM123 208H124V206H123ZM122 208V209H123ZM127 208H129V207H127ZM127 208H126V210H127ZM136 208H138V207H136ZM135 208V209H136ZM217 208H218V206H217ZM239 208V209H238ZM261 208H262V205H261ZM2 209V208H1ZM5 209V208H4ZM112 209V208H111ZM111 209H110V212H111ZM213 209V208H212ZM238 209V210H237ZM38 210V209H37ZM79 210H80V207H79ZM124 211H126L125 209H123ZM129 210H131V209H129ZM137 210V209H136ZM138 210H139V208H138ZM262 210H264V209H262ZM81 211V210H80ZM113 211V210H112ZM128 211V210H127ZM126 211V212H127ZM110 212L108 211V212H106V213H108V214H110ZM216 212V211H215ZM218 212V211H217ZM82 213V212H81ZM92 213V214H93ZM115 213V212H114ZM114 213L112 214V215H114ZM130 213V212H129ZM132 213V212H131ZM136 213V212H135ZM134 213V214H135ZM210 213V212H209ZM262 213V212H261ZM264 213V212H263ZM262 213V214H263ZM69 214V213H68ZM83 214V213H82ZM116 214V213H115ZM133 214V213H132ZM134 214L132 215V216H134ZM79 215V214H78ZM91 215V214H90ZM111 215V216H112ZM131 215V214H130ZM139 215V214H138ZM264 215V214H263ZM82 216V215H81ZM99 216V215H98ZM105 216H107V215H105ZM110 216V217H111ZM140 216V215H139ZM144 216V215H143ZM226 216H228V218H226ZM2 217V216H1ZM68 217V216H67ZM77 217H79V216H77ZM77 217H75V218H77ZM107 217H109V216H107ZM109 217V218H110ZM131 216H129V218H130ZM53 218V217H52ZM64 218V217H63ZM81 218V217H80ZM139 218V217H138ZM54 219V218H53ZM84 219V218H83ZM102 219V218H101ZM110 219H112V218H110ZM135 219V218H134ZM165 220H161V222H163V223H165V222H167L168 220H169V217H167V218H164ZM98 220V219H97ZM132 220V219H131ZM148 220V219H147ZM187 220H189V219H187ZM59 221V220H58ZM110 221V220H109ZM119 221V220H118ZM224 221V222H223ZM62 222V221H61ZM84 222H86V221H84ZM83 222V224L85 225V223ZM111 222V221H110ZM153 222V221H152ZM71 223H73V222H71ZM93 223V222H92ZM127 223V222H126ZM130 223V222H129ZM62 224V223H61ZM95 224V223H94ZM103 224V223H102ZM79 225V224H78ZM87 225V224H86ZM118 225H119V223H118ZM122 225V224H121ZM124 225V224H123ZM155 225V224H154ZM33 226H34V224H33ZM77 226V225H76ZM120 226V225H119ZM129 226V225H128ZM226 226V225H225ZM255 226V225H254ZM96 227H97V225H96ZM150 227H153V224H151V225H149L148 227H147V229H149ZM156 228H154V230H155V232H157V231H159V230H161V229H163V228H161V227H159V226H155ZM189 227V226H188ZM230 228V229H231ZM249 228H251V226H249ZM11 229V228H10ZM77 229H78V226H77ZM80 229V228H79ZM78 229V230H79ZM95 229H97V228H95ZM202 229H206V228H203L202 227ZM8 230V229H7ZM12 230V229H11ZM10 230V231H11ZM153 230V231H154ZM0 231H2V230H0ZM24 231V230H23ZM71 231V233L73 232L72 230H70ZM79 231H81V230H79ZM148 231H150V230H148ZM9 232V231H8ZM210 232V231H209ZM80 233H83V231L82 232H80ZM15 234V233H14ZM71 235V234H70ZM61 236V235H60ZM59 236V237H60ZM73 236V235H72ZM57 237V236H56ZM216 237V236H215ZM69 238H70V236H69ZM68 238V239H69ZM72 239H74V238H72ZM194 239V238H193ZM188 240V239H187ZM190 240V239H189ZM72 241V240H71ZM187 242V241H186ZM185 242V243H186ZM192 242V241H191ZM184 243V242H183ZM184 243V244H185ZM42 244L44 245V246H46L47 245V241H46V239L45 238H42ZM116 245V244H115ZM176 245H178V244H176ZM180 245V244H179ZM178 245V246H179ZM183 245V244H182ZM187 245V244H186ZM221 245H223L225 248H223L222 249V247H221ZM48 246H50L51 247V244L50 245H48ZM92 246V245H91ZM119 246V245H118ZM173 246L175 247V243L173 244ZM22 247V246H21ZM20 247V248H21ZM33 247H39L38 245H35V246H33ZM31 248V249H29V250H27L26 252H25V254H28L29 256H30V258H29V260H28V262H27V264H41V260L39 259V255H40V248L38 249V248ZM52 247H54V246H52ZM51 247V248H52ZM90 247V246H89ZM127 247V246H126ZM171 247H172V245H171ZM118 248V247H117ZM120 248V250H121V246L119 247ZM201 248V247H200ZM204 248H206V247H204ZM210 248H206L205 250H200V253L199 254H201L202 256H204L205 258H204V260H201V261H195V260H188V259H190V255L187 257V258H184L183 259V261H184V263L185 262H188V264H203L204 262H206V261H208L209 259H211V258H213V256H214V253H211V252H208V251H206V250H210ZM251 248V250H252V247H250ZM10 249V247H8V249L7 250H9ZM15 249V248H14ZM53 249V248H52ZM55 250V249H54ZM87 250V249H86ZM89 250V249H88ZM20 251V250H19ZM49 252V251H48ZM111 252H114V251H112L111 250ZM4 254H5V256H1L0 258H2L3 259V262L4 263H7V264H18L17 263V261H16V258H17V255H15V254H13V253H10V252H3ZM22 253H24V252H22ZM42 253V252H41ZM84 253H86V252H84ZM90 253H92V255H94L95 254V250H90ZM121 253H122V251H121ZM196 253V252H195ZM194 253V254H195ZM24 254V255H25ZM52 254V253H51ZM51 254H50V256L49 257H47L46 258V260H47V263L48 264H50V263H52V264H68L69 262H71V263H74V259H76V258H74V252H72V251H70V252H64V254H60V251H56L55 252V255L54 256H51ZM104 254L105 255H108V254H110V251H104ZM198 253H196V255H197ZM3 255V254H2ZM21 255V254H20ZM23 256V255H22ZM56 256V257H55ZM79 256H83V252L79 255ZM19 257V256H18ZM21 257V256H20ZM19 257V258H20ZM43 257V256H42ZM120 258V257H119ZM132 258L133 257H131L130 258V260H132ZM22 259V258H21ZM90 259V258H89ZM187 259V260H186ZM192 259V258H191ZM45 260V259H44ZM138 263L137 262H135L134 260H132L135 264H139V263H141V264H146L142 259H139L138 258ZM22 261V260H21ZM68 261V262H67ZM255 263L257 264L258 262L257 261H255ZM1 264V263H0ZM21 264H23V262L21 263ZM259 264V263H258ZM262 264H264V263H262Z\"/></svg>",
    "mask_w": 264,
    "mask_h": 264
}]
</instances>
